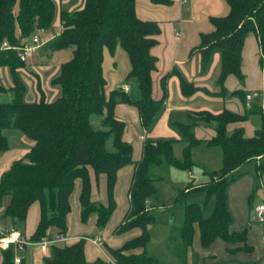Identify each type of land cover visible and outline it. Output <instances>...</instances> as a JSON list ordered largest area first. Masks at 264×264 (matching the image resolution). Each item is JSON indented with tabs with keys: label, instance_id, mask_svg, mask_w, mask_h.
<instances>
[{
	"label": "trees",
	"instance_id": "trees-1",
	"mask_svg": "<svg viewBox=\"0 0 264 264\" xmlns=\"http://www.w3.org/2000/svg\"><path fill=\"white\" fill-rule=\"evenodd\" d=\"M158 6H168L171 0H149ZM229 6L225 17L211 18L213 31L200 36L199 50L204 63L212 51L221 55V73L218 85L223 87L228 75L243 79L241 51L244 39L254 33L264 56V0H224ZM55 5L52 0H0V67H9L14 77V98L0 103V155L9 149L5 136L7 130L19 131L32 143L27 153L11 163L0 177V206L7 198L8 204L2 217L13 222L14 230L24 236V227L30 207L37 203L40 217L30 242L37 243L47 237L50 228H56L66 236L67 216L70 213V196L76 180L82 182L79 196L80 221L86 224L96 216V227L102 229L115 210L113 190L119 170L134 164L135 171L129 189V210L124 221L114 231L123 234L132 229L141 235L126 242L119 249L107 248L114 264H157L148 255L150 241L148 227L155 222V214L146 208V202L156 195V183L165 179L164 168L189 169V150L202 144L195 138L196 122L214 123L215 136L205 145L217 148L222 155V169L208 173L210 182L198 189L207 199L215 198L210 217L204 218L198 205L183 207V220L178 239L187 249L192 240L193 224L198 223L203 246H209L216 238L228 241L244 239L245 233L229 235L231 221L226 206V189L239 176L245 174L256 160L254 170L264 171V115L262 124L252 138H244L242 129L227 132V125L246 118L223 112L212 116L201 113L192 124H179L183 141L188 144L182 160L173 154L172 140L146 141L142 159L134 163L132 145L125 140L126 125L114 116L118 104L134 106L142 126L150 130L163 109L166 96L160 100L152 97L151 73L155 70V58L150 49L156 44L160 33L157 23L141 21L136 16V0H85L83 9L73 13H61L62 31L50 43V51L69 50L73 57L61 66L60 73L52 83L61 94L54 102L43 99L37 104H26L22 97L24 88L15 76V70L24 65L17 52L3 50V42L11 47L24 46L38 30H48L53 22ZM120 48L127 55L130 71L128 78L138 83V100H131L122 90L105 94L106 80L103 76V53L114 54ZM173 74L163 77L162 85ZM184 96L189 97L196 88L180 79ZM1 90V88H0ZM195 121V120H194ZM88 168L96 178L106 177L108 203L106 206L91 201V183ZM157 170H161L157 173ZM215 176L220 180L213 182ZM187 193L180 192L175 201L183 205ZM182 202V203H181ZM85 239L72 245L50 247V257L45 264H89L84 257ZM142 249L139 255L126 254ZM0 264H14L12 247L1 250ZM100 260L94 264H101Z\"/></svg>",
	"mask_w": 264,
	"mask_h": 264
},
{
	"label": "crops",
	"instance_id": "crops-1",
	"mask_svg": "<svg viewBox=\"0 0 264 264\" xmlns=\"http://www.w3.org/2000/svg\"><path fill=\"white\" fill-rule=\"evenodd\" d=\"M52 2L55 5V13L50 28L37 31L42 34L45 42L23 66L15 70V76L24 88L22 100L26 104H37L42 99L46 103H51L58 99L61 91L52 81L58 77L61 66L73 57L69 50L51 52L49 45L62 31L61 13L80 11L84 7L85 0H52ZM229 10L224 0H186V3H182V0H171L168 6L154 5L149 0H136L137 18L141 21L155 22L160 28V33L155 37L156 44L150 49L151 56L156 60L155 70L151 73L152 97L154 100L162 99L164 87L166 96L160 115L148 131L143 128L134 106L123 103L114 108L116 119L126 125L124 137L132 145L134 163L142 159L144 142L157 140L175 141L173 154L179 159L177 147L186 143L183 141L179 124L196 122L199 118L195 117L196 114L217 116L227 111L240 117L246 116L242 121L227 125L228 133L242 129L244 138H252L259 129L262 120L258 101L253 100L248 103L245 98L248 93L264 92V56L257 36L249 33L244 39L241 51L243 79L240 81L235 76L228 75L223 87L217 82L221 73L220 53L212 51L208 62L204 63L202 52L199 50L200 36L213 31L210 19L225 17L229 14ZM102 68L106 80V95L114 90L128 87V91L125 92L128 97L131 100L139 99L137 81L128 78L130 64L124 51L119 47L114 54L105 50ZM172 72L173 74L166 79L165 86L162 85L163 77ZM181 78L196 88L194 94L189 97L183 95ZM14 87V77L9 67H0V103L10 102L14 98ZM193 133L197 140L203 142L194 148H204L221 154L219 149L205 145L215 136L214 123L196 122ZM5 136L9 149L0 155V177L9 169L12 162L21 159L32 146V143L17 130H7ZM171 170L175 171L177 168H164L162 172L157 170V173L161 172L165 177L158 183L168 180ZM134 171V164L118 171L113 190L116 207L104 228L96 227V216H91L86 224L81 223L79 196L82 182L76 180L69 200L71 210L67 216V241L56 242L60 232L56 228H50L45 238L48 242L46 247L33 245L37 243L31 242L32 244L26 246L23 252L15 255L21 257L22 264H45V260L50 257V247L53 244L72 245L85 239L84 257L87 263L94 264L100 260L101 264H114V259L107 248L119 249L126 242L141 235V230L137 228L119 235L114 233L124 221L130 207L129 189ZM88 173L91 201L106 206L108 198L105 175L96 178L90 168ZM191 177L189 175L188 179L192 180V183L182 191L187 193L183 198V205L175 201L178 196L166 206L155 200L157 195L146 202L147 210L155 214L156 220L148 227L150 234V241L146 247L148 255L154 257L157 264H264V221L256 220L254 213L256 207L264 204V171L258 174L251 165L245 174L231 182L226 189V206L231 218L227 232L229 235L245 233L244 239L228 241L216 238L205 247L202 245L200 228L196 222L193 224L191 244L185 249L178 239L179 227L183 220V207L190 204L198 205L188 199L195 192L204 193L195 189L210 182V178L202 177L195 182ZM212 198L213 209L205 213L200 210L204 218L210 217L213 213L215 198ZM8 201L5 198L0 206V229H14L13 222L9 218L2 217ZM39 217V205L35 203L28 211L23 238L29 240L36 229ZM93 238H99L101 243L94 242ZM142 251L135 249L126 254L139 255Z\"/></svg>",
	"mask_w": 264,
	"mask_h": 264
},
{
	"label": "rangeland",
	"instance_id": "rangeland-1",
	"mask_svg": "<svg viewBox=\"0 0 264 264\" xmlns=\"http://www.w3.org/2000/svg\"><path fill=\"white\" fill-rule=\"evenodd\" d=\"M186 148H188L187 143L180 144V146L177 147L176 152L179 154L178 160L183 159ZM189 160V169L185 170L180 168L175 171L171 170L169 179L156 185L157 196L155 197V200H158L159 204H165V206L166 204L169 205L187 185L191 184L192 180L189 181V175H191V178L197 182L202 177L210 178L207 175L208 173L218 172L222 169V156L217 151H207L204 148H190ZM257 163L258 160H256L253 165L255 166ZM219 180L220 176H215L212 179L213 182H217ZM188 200L193 202L195 201L203 213L211 211L214 206V199L212 197L207 199L205 192H195L191 194Z\"/></svg>",
	"mask_w": 264,
	"mask_h": 264
},
{
	"label": "built area",
	"instance_id": "built-area-1",
	"mask_svg": "<svg viewBox=\"0 0 264 264\" xmlns=\"http://www.w3.org/2000/svg\"><path fill=\"white\" fill-rule=\"evenodd\" d=\"M182 3H186V0H182ZM44 42L45 40L43 39L42 34L40 32H37L24 46L11 47L8 43L3 42L1 45V49L16 51L20 62L26 63L27 60L36 52V50L43 45ZM122 91L127 92L128 87H123ZM245 98L248 103L252 102L253 100H257L258 108L264 115V92L248 93ZM254 213L256 220L264 221V204L256 207ZM67 239L68 238L66 236L60 234L56 238V242L64 243L65 241H67ZM93 241L99 244L101 243V240L99 238H93ZM32 243L29 240L23 238L20 232L17 230L0 229V250H6L12 247L15 253H21L24 251L26 246L31 245ZM33 245H41L44 248L48 245V242L44 239L40 242H37V244ZM13 261L14 264H22V259L20 256L15 255Z\"/></svg>",
	"mask_w": 264,
	"mask_h": 264
}]
</instances>
